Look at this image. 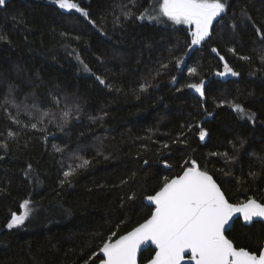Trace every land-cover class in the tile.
Returning <instances> with one entry per match:
<instances>
[{
	"label": "trees",
	"instance_id": "1",
	"mask_svg": "<svg viewBox=\"0 0 264 264\" xmlns=\"http://www.w3.org/2000/svg\"><path fill=\"white\" fill-rule=\"evenodd\" d=\"M77 2L106 35L79 13L59 9L51 0H8L7 7L0 9V32L11 41H0V99L14 82L19 85L14 93L18 103L27 96L28 104L35 101L57 117L51 123L50 117L45 118L44 124L31 129L12 124L0 109V156L4 157L0 159V264H99L103 240L112 233H116L113 239L118 238L149 218L154 207L146 197L155 194L165 179L180 175L190 166L186 161L195 160L211 173L231 202L249 198L264 202V166L258 159L264 155V41L249 22L235 36L228 26L232 19L239 22L240 11L246 8L256 25L264 28V0H228V11L212 38L190 50L187 25L123 17L122 26L114 25L118 6L132 7L128 0ZM153 6L158 0H137L133 11L139 15ZM21 17L24 24L19 23ZM61 32L70 36L62 37ZM212 47L239 76L216 75L224 70V62ZM229 47H235L237 55ZM73 49L91 72L69 55ZM178 58L183 60L179 67ZM192 67L197 69L195 75L188 71ZM92 73L113 87L99 84ZM145 79L152 86L141 92ZM201 79L203 98L186 87ZM53 95L60 98L59 105ZM222 100L255 112V125L228 104L218 106ZM65 101L78 103L81 111L79 119L73 114L61 130L57 125L62 124L59 117ZM9 110L15 115V109ZM19 118L24 124L36 122L24 114ZM200 128L208 132L203 141ZM8 131L18 135L10 138ZM225 153L236 159L227 160ZM76 156L91 165L78 170L71 184L61 186L63 172L79 162ZM132 194L135 199L129 200ZM26 199L31 215L23 226L9 230L11 213L21 214ZM227 236L238 248L258 251L264 247V223L246 225L238 219ZM154 254L153 247L147 248L140 263Z\"/></svg>",
	"mask_w": 264,
	"mask_h": 264
},
{
	"label": "snow or ice",
	"instance_id": "2",
	"mask_svg": "<svg viewBox=\"0 0 264 264\" xmlns=\"http://www.w3.org/2000/svg\"><path fill=\"white\" fill-rule=\"evenodd\" d=\"M51 3L62 10H74L94 29L106 35L96 20L92 19L90 12L81 7L77 0H51ZM128 3L132 7H129L128 4L118 6L120 15L114 17V25L122 26V17L123 20L135 18L139 21L148 20L158 24L171 22L174 25H187L191 36L190 44L186 45L189 50L193 46H200L212 38L216 24H222L229 8L228 0H158V6H153L150 9L145 8L137 15L133 11V8L137 7V0H128ZM7 4L8 0H0V9L6 8ZM245 22L251 23L257 37L264 41V28L256 25L246 8L241 9L239 22L232 19L229 23L228 26L232 30V35L235 36L236 30ZM19 23H25L23 17H21ZM60 35L68 37L70 33L61 32ZM25 39L27 38L25 37ZM75 39L79 40L80 37L77 36ZM0 41L11 42L3 32H0ZM211 51L216 53L219 59L224 62V70L217 72L216 75L221 77L227 75L237 77L240 75L229 66L223 55H219V50L216 47H212ZM228 51L237 55L235 47H229ZM69 55H75L83 70L91 72L89 66L80 58L78 50L73 49ZM239 59L249 61L251 58L239 56ZM261 62L264 63V56H261ZM182 63V58L176 60L177 67ZM167 67V64H161V68L166 69ZM188 71L190 74L195 75L197 69L192 67ZM92 75L95 76L99 84L110 89L113 87L106 82L104 77L95 73H92ZM172 80L175 82L176 77L173 76ZM151 86L150 81L145 79L140 84L139 89L141 92H146ZM18 87L19 85L14 82L9 83L6 92L0 99V109L3 110L6 118L12 124L37 129L38 125L44 124L45 118L50 117V123L57 119L51 110H42L35 101L28 104L26 102L27 96L24 101L18 103L14 95ZM186 87L195 90L202 98L205 96V81L203 79L198 83H189ZM116 91H120V89L117 88ZM52 99L56 105L61 103L60 98L56 95H53ZM223 104H228L233 112L255 125L257 120L255 112L249 111L242 104L235 101L222 100L218 106ZM10 108L16 110L15 115L9 110ZM80 111L81 106L78 103L69 104L65 101L59 117L62 124L57 126L62 130L73 114H75V118L79 119ZM21 114L27 115L30 120L35 119L36 122L24 124L19 118ZM208 115L211 116L212 113H208ZM100 118L102 119V117ZM40 130L44 131L45 129L41 128ZM7 135L14 138L18 133L8 131ZM207 135V130L200 128L199 139L203 141ZM244 143V141L241 142V147ZM2 147L6 149L7 145ZM163 147L168 148V144H164ZM57 151H60V149L57 148ZM99 154L102 153L98 152ZM224 156L230 161L236 159L235 156H229L227 153ZM3 158V156H0V159ZM75 159L79 162L75 163L74 166L69 165L68 170L63 172L64 179L60 181L61 186L71 184V178L78 170L86 169L91 165V161L82 156H76ZM105 159H108V157H105ZM258 159L261 165L264 166V155L259 156ZM144 163L147 164L148 161L145 160ZM186 163L190 166L185 168L181 175L172 179H165L163 185L154 195L146 197L148 201L155 205V209L149 218L125 235L113 239L116 233H112L107 239L103 240L99 248V252L102 253L99 264H138V253L141 251V247L148 245L149 242L155 245V254L148 261V264H186V261L188 264H264V248H260L258 251L238 248L225 235V232L231 227L230 222L233 221L234 217L237 219L242 218L245 224L252 223L255 218L264 220V202L249 198L243 202L232 203L213 176L207 171L200 170L195 160L186 161ZM29 168H31V165H29ZM249 175L255 176L256 173L250 172ZM122 183H125V181H122ZM128 199H135V194L130 195ZM29 205L30 201L26 199L20 206L24 209L21 214L11 213V219L6 225L9 230L19 228L25 224L32 211ZM121 207H123V204Z\"/></svg>",
	"mask_w": 264,
	"mask_h": 264
},
{
	"label": "water",
	"instance_id": "3",
	"mask_svg": "<svg viewBox=\"0 0 264 264\" xmlns=\"http://www.w3.org/2000/svg\"><path fill=\"white\" fill-rule=\"evenodd\" d=\"M200 170H202V169H200ZM202 171H205V170H202ZM183 173V172H182ZM181 173V174H182ZM209 173V172H208ZM180 174V175H181ZM210 175H212L211 173H209ZM213 176V175H212ZM176 177V176H175ZM174 178V177H173ZM213 178L215 179V177L213 176ZM216 180V179H215ZM216 182H217V180H216ZM218 183V182H217ZM219 184V183H218ZM220 185V184H219ZM221 187V186H220ZM221 190L223 191V189H222V187H221ZM225 193V192H224ZM154 195V194H153ZM226 195V194H225ZM254 199V198H253ZM258 201V200H257ZM146 202L149 204V205H151V206H153L154 207V209H155V205L151 202V201H148L147 199H146ZM231 202V201H230ZM233 203V202H232ZM154 211V210H153ZM241 220H242V218H240ZM236 220H238L236 217H234L233 218V221L232 222H230L231 223V227L225 232V235L227 236V232L233 227V225H234V223L236 222ZM243 221V220H242ZM256 221H261V222H263L264 223V220H261L260 218H255L254 219V221L252 222V223H250V224H246V225H252L254 222H256ZM144 222V221H143ZM142 222V223H143ZM244 223V222H243ZM137 227V226H136ZM131 231V230H130ZM129 232V231H128ZM126 234V233H125ZM125 234H123V235H125ZM227 238L228 239H230L228 236H227ZM231 240V239H230ZM232 241V240H231ZM233 242V241H232ZM234 243V242H233ZM234 246H236L235 245V243H234ZM149 247H153L154 249H155V245H152L150 242H149V244L148 245H143L142 247H141V251L138 253V256H137V260H138V264H142V263H140V257H141V254H142V252L144 251V250H146L147 248H149ZM237 247V246H236ZM264 248V247H263ZM101 255H102V253H101ZM145 264H148V262H146ZM186 264H188V262L186 261Z\"/></svg>",
	"mask_w": 264,
	"mask_h": 264
},
{
	"label": "rangeland",
	"instance_id": "4",
	"mask_svg": "<svg viewBox=\"0 0 264 264\" xmlns=\"http://www.w3.org/2000/svg\"><path fill=\"white\" fill-rule=\"evenodd\" d=\"M229 76H231V75L224 76V78H227V77H229Z\"/></svg>",
	"mask_w": 264,
	"mask_h": 264
}]
</instances>
